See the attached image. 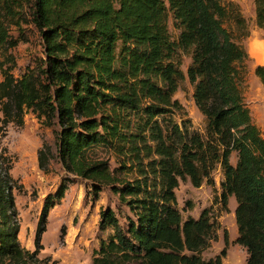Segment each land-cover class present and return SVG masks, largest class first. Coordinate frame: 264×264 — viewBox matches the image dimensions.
<instances>
[{"label": "trees", "instance_id": "1", "mask_svg": "<svg viewBox=\"0 0 264 264\" xmlns=\"http://www.w3.org/2000/svg\"><path fill=\"white\" fill-rule=\"evenodd\" d=\"M253 5L254 23L264 27V0ZM25 24L41 52L15 76L10 49L26 39ZM247 33L232 1L0 0V126L21 124L27 109L56 125L55 152L43 141L37 166L45 171L54 156L66 173L89 180L93 194L108 186L127 208L123 222L111 207L99 211L98 227L111 232L91 264H222L225 246L200 255L216 237L209 206L182 217L175 195L179 181L213 185L216 165L222 178L214 200L225 209L234 197V242L247 253L244 264H264V137L240 85L246 51L238 38ZM253 72L264 87V62ZM185 77L202 132L173 97ZM9 164L0 146V264H54L37 253L65 180L45 196L29 250L17 238Z\"/></svg>", "mask_w": 264, "mask_h": 264}, {"label": "rangeland", "instance_id": "2", "mask_svg": "<svg viewBox=\"0 0 264 264\" xmlns=\"http://www.w3.org/2000/svg\"><path fill=\"white\" fill-rule=\"evenodd\" d=\"M229 1L238 5L248 32L246 36L238 38L246 51L244 74L240 83L243 99L252 121L264 137V87L253 72L255 65L263 63L264 59L259 63L253 54L251 56L253 49L261 51H258L261 55L264 53V27H257L254 23L253 0H221L222 3ZM226 24L233 30L231 23ZM167 26L170 36L175 37L177 31L172 27L169 15ZM11 31L15 34L13 29ZM24 32L26 39L10 49L15 60L11 71L15 76L20 75L26 65H31L33 57L41 52L39 37L33 26L25 24ZM189 60L188 55L181 56L180 67L183 71ZM191 93L192 87L185 77L174 91L173 97L182 105L181 111L184 117L189 118L191 126L202 132L204 117L194 105ZM173 118L177 121L180 119L177 113ZM56 127L43 125L36 113L30 109L23 113L21 124L8 122L0 126V146L5 147L10 160L8 171L12 178L11 192L18 222L17 238L21 246L33 249L34 229L45 196L53 194L65 180L63 195L58 200L53 199V204L47 209L44 230L39 238L41 248L37 256L47 257L48 262L53 261L54 264H91L92 250L98 247L101 238L105 239L111 232L108 226L98 227L99 211L111 207L120 222L124 221L123 215L128 211L123 203L118 202L117 195L108 186H102L98 193L93 194L89 180L66 173L54 156L49 160L45 171L37 166L36 151L43 141L51 146L53 154L55 152L53 129ZM211 176L213 185L203 182L194 187L187 180L179 181L175 188L177 207L184 217L187 214L196 215L201 208L209 206V214L216 224V237L200 252L201 257H212L225 246L222 264H244L247 253L241 245L234 242V197L230 196L227 208H222L221 204L214 200L222 178L217 165ZM186 200L190 201V207L185 205Z\"/></svg>", "mask_w": 264, "mask_h": 264}, {"label": "crops", "instance_id": "3", "mask_svg": "<svg viewBox=\"0 0 264 264\" xmlns=\"http://www.w3.org/2000/svg\"><path fill=\"white\" fill-rule=\"evenodd\" d=\"M258 45V44H257ZM252 52H254V49H253V51ZM250 53H251V47H250ZM263 55H264V53H263ZM251 56H252V53H251ZM254 56V55H253ZM255 57V58H254ZM253 58L256 60V61H258L257 60V58H256V56H254ZM262 59H264V56H263V58ZM259 63H260V61H258ZM230 160L232 161V160H234V155H231L230 156ZM230 196H232V195H230ZM230 196L228 197V199L230 198ZM233 197V196H232ZM235 205V204H234ZM198 214V213H197ZM197 214L196 215H192V216H197Z\"/></svg>", "mask_w": 264, "mask_h": 264}, {"label": "bare ground", "instance_id": "4", "mask_svg": "<svg viewBox=\"0 0 264 264\" xmlns=\"http://www.w3.org/2000/svg\"><path fill=\"white\" fill-rule=\"evenodd\" d=\"M256 49H257V48H256ZM255 51H256V50H255ZM255 51H254L252 54H253L254 56H256V58H257L258 61H261L262 58H263V55H261V54L258 53L259 50L256 51V52H255ZM259 52H261V51H259Z\"/></svg>", "mask_w": 264, "mask_h": 264}]
</instances>
